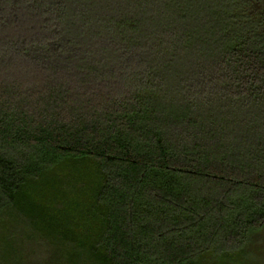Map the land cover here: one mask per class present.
I'll list each match as a JSON object with an SVG mask.
<instances>
[{
    "label": "trees",
    "instance_id": "trees-1",
    "mask_svg": "<svg viewBox=\"0 0 264 264\" xmlns=\"http://www.w3.org/2000/svg\"><path fill=\"white\" fill-rule=\"evenodd\" d=\"M0 264H264V0H0Z\"/></svg>",
    "mask_w": 264,
    "mask_h": 264
}]
</instances>
